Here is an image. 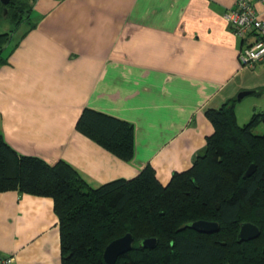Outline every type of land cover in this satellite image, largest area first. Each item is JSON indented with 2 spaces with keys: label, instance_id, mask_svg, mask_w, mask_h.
Segmentation results:
<instances>
[{
  "label": "crops",
  "instance_id": "0c3cea01",
  "mask_svg": "<svg viewBox=\"0 0 264 264\" xmlns=\"http://www.w3.org/2000/svg\"><path fill=\"white\" fill-rule=\"evenodd\" d=\"M237 1L20 0L35 25L22 37L19 26L3 47L5 141L49 164L65 161L92 187L148 164L165 185L189 169L213 132L206 109L250 91L236 98V119V106L244 121L264 110V63L241 64L245 40L227 19ZM252 3L263 15V4ZM248 96L255 100L243 106ZM84 107L133 125L129 161L75 129ZM1 256L10 264H61L50 197L0 192Z\"/></svg>",
  "mask_w": 264,
  "mask_h": 264
},
{
  "label": "trees",
  "instance_id": "16d2710c",
  "mask_svg": "<svg viewBox=\"0 0 264 264\" xmlns=\"http://www.w3.org/2000/svg\"><path fill=\"white\" fill-rule=\"evenodd\" d=\"M10 5L12 26L0 34V65L13 32L24 24L22 37L35 25L29 4ZM236 101L206 109L213 132L189 169L174 172L165 185L148 164L131 178L92 187L63 160L49 164L17 152L0 131V192L52 199L61 264H105L106 245L126 233L134 237L132 250L115 264H264V129L255 132L264 127V110L239 124ZM75 129L123 161L133 156L134 128L126 120L84 107ZM250 164L254 172L243 177ZM197 220L217 222L219 230L199 233L188 226ZM242 222L255 224L260 235L238 242ZM147 238L156 239L154 248L139 246Z\"/></svg>",
  "mask_w": 264,
  "mask_h": 264
},
{
  "label": "built area",
  "instance_id": "2783aa9c",
  "mask_svg": "<svg viewBox=\"0 0 264 264\" xmlns=\"http://www.w3.org/2000/svg\"><path fill=\"white\" fill-rule=\"evenodd\" d=\"M252 1L260 2L264 6V0H238L239 9L231 10L227 14L235 33L245 40L246 46L240 52V62L247 67L264 63V13L261 15ZM11 261L10 256L0 258V264H10Z\"/></svg>",
  "mask_w": 264,
  "mask_h": 264
},
{
  "label": "water",
  "instance_id": "95a60500",
  "mask_svg": "<svg viewBox=\"0 0 264 264\" xmlns=\"http://www.w3.org/2000/svg\"><path fill=\"white\" fill-rule=\"evenodd\" d=\"M9 2L10 0H0V3L2 5H7ZM249 93L251 92L241 91L237 94L236 98L241 99L242 97H244ZM254 170H255V165L250 164L249 167L244 172L243 177L250 176L254 172ZM188 226L199 233H205V234L215 232L219 228V224L217 222L203 221V220H197L191 222ZM259 235H260V230L255 224L250 222H242L238 228L237 240L238 242H242V241L246 242L257 238ZM133 242H134V237L132 236L131 233H126L125 235L109 242L104 248L102 254L105 264H115L117 259L121 255L132 250ZM155 245H156L155 238L144 239L139 244L140 247L149 248V249L154 248Z\"/></svg>",
  "mask_w": 264,
  "mask_h": 264
},
{
  "label": "rangeland",
  "instance_id": "374dc122",
  "mask_svg": "<svg viewBox=\"0 0 264 264\" xmlns=\"http://www.w3.org/2000/svg\"><path fill=\"white\" fill-rule=\"evenodd\" d=\"M10 3H11V0H10V2H9V4H7V5H2V6H5L6 8H8V14H6L4 17H6V18H3V16L1 17L0 16V34L3 32V31H5V30H7L8 31V29H9V27H10V19H9V11L11 12V10H12V6L10 5ZM9 20V21H8ZM10 22V23H9ZM21 24V22L18 24V25H20ZM12 26V25H11ZM24 27V26H23ZM6 31V32H7ZM245 100H247V101H244V105L243 106H245V104H247V102H249V101H252V100H255V97H251V96H248V97H245L244 98ZM242 106V105H241ZM238 106H236V110H237V121H238V123L239 124H244L245 122H247V121H249L250 120V118H251V116H252V114L253 113H256V111L255 112H252V113H250L249 114V118H248V120L247 121H244V120H242V111H239L238 110ZM263 129H264V127H263V125H259L258 127H257V129L255 130V132L256 133H262V131H263ZM218 230H219V228H218ZM11 257V256H10ZM12 258V257H11ZM11 263V262H10Z\"/></svg>",
  "mask_w": 264,
  "mask_h": 264
},
{
  "label": "flooded vegetation",
  "instance_id": "af4514ba",
  "mask_svg": "<svg viewBox=\"0 0 264 264\" xmlns=\"http://www.w3.org/2000/svg\"><path fill=\"white\" fill-rule=\"evenodd\" d=\"M6 14H8V8H6L5 6H2L0 3V16H5Z\"/></svg>",
  "mask_w": 264,
  "mask_h": 264
},
{
  "label": "bare ground",
  "instance_id": "6f19581e",
  "mask_svg": "<svg viewBox=\"0 0 264 264\" xmlns=\"http://www.w3.org/2000/svg\"><path fill=\"white\" fill-rule=\"evenodd\" d=\"M260 64H262V63H260ZM1 257H8V256H1ZM1 257H0V258H1Z\"/></svg>",
  "mask_w": 264,
  "mask_h": 264
}]
</instances>
